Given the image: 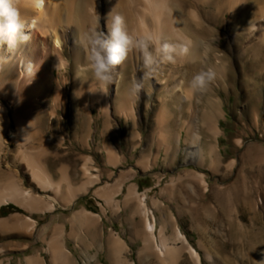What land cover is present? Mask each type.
Segmentation results:
<instances>
[{"label": "rangeland", "instance_id": "374dc122", "mask_svg": "<svg viewBox=\"0 0 264 264\" xmlns=\"http://www.w3.org/2000/svg\"><path fill=\"white\" fill-rule=\"evenodd\" d=\"M88 1L84 8H89L93 2ZM95 1L102 7L106 5V0ZM204 1L213 4L202 6L199 18L193 13L199 11L196 0H186L182 13L194 23L200 22L202 27L212 30L207 35L202 33L205 30L192 31L195 36L206 37V45L212 46L210 59L208 64H200L197 60L187 69L196 74L212 67L217 76L204 93H194L191 99L183 102V109L174 112L171 126L175 137L169 154L168 145L161 140L158 122L163 104L170 99L166 90L175 79H182V67L177 78H169L175 69L173 64H161L154 76L144 82L139 98L129 96L128 101L134 106L130 115L122 112L120 94L142 76L143 67L137 69V64L128 65L124 70L120 91L117 80L108 87V108L99 99L93 100L90 94L87 102L84 100L86 94L82 88L92 73L86 70V75L81 74L77 79L75 49L83 45L86 55L84 35L92 28L107 32L111 12L94 15L88 12V19L82 25L81 10L80 16L74 19L75 25L63 28L65 51L62 58L69 63L66 96L61 100V107L55 109V90L44 98L41 95L40 103L47 108L39 117L42 138L32 139L27 144L19 141V123L34 121L38 112L25 108L18 113L10 99L4 100L10 110L8 122L0 126V187L6 185L9 176H14L23 188H32L36 195H45L33 187L21 162L24 152L29 153L31 146L42 151L47 143L46 156L56 179L61 177V170L67 168L73 184L79 186L88 179L83 170L85 164L94 174L100 175V180L88 192L82 193L71 205L59 203L53 212L34 213L13 203L4 206L0 217L19 213L37 221L34 229L0 231V248L3 249L0 260L4 264H27L30 255H39L44 264H53L48 239L54 233L52 224L60 220L67 224L62 242L72 251L71 257L76 264H85L89 259L92 260L90 264H114L109 246L111 234L126 240L129 246L126 255L131 262L161 264L156 256L142 253L144 221L140 214H135V203L130 206L126 203L129 188L134 184L141 192H147L159 229L161 222L167 223L171 234L179 225L199 250L202 251V244H213L225 261L254 264L252 254L264 246V46L256 44L264 34V22L259 20L256 29L247 24L237 25L242 30L239 36L229 29V11L220 10L221 7L227 9L226 0L220 4L216 0ZM245 3L252 9L260 7L256 0H243L241 9ZM213 15L218 19L216 23L211 21ZM67 17L68 13L64 12L61 22L66 23ZM149 19L153 24L151 16ZM135 52L134 58H138L139 51ZM59 75L57 70L56 80ZM185 80L184 90L189 92L191 76ZM157 81L162 83L159 85ZM171 102L177 106L173 99ZM209 105H214L216 111L213 119ZM195 133L206 153V160L199 163L187 158ZM110 145H115L121 156L117 165L108 163L106 148ZM198 172L205 174L208 188ZM119 177L123 178L124 187L117 197V209L96 191L105 186L114 189ZM12 205L23 211L13 210ZM84 208L101 215L97 240L93 233L90 234L87 223H73L75 211ZM74 230L76 237L72 236ZM192 263L186 253L183 264ZM205 264L212 263L205 260Z\"/></svg>", "mask_w": 264, "mask_h": 264}, {"label": "bare ground", "instance_id": "6f19581e", "mask_svg": "<svg viewBox=\"0 0 264 264\" xmlns=\"http://www.w3.org/2000/svg\"><path fill=\"white\" fill-rule=\"evenodd\" d=\"M88 0H45V5L42 9H35L32 7L31 0H18V8L22 15L27 19H35V24L31 32V39L26 44L21 45L15 54H11L7 63L0 64V126L7 123L9 118L10 106L6 105L5 99H10L12 106L16 108V112L20 113L25 108H31L37 111V119L29 123L20 124L19 141H23L26 144L32 139L42 138L43 130L40 126L39 117L47 110L45 104L40 103V100L45 96H49L52 90H55V104L53 108L61 107V100L66 96V82L68 77L66 71L68 62L63 59L65 51V43L63 36V28L69 25H75L74 19L79 17L81 10L83 15L80 19L82 25H84L88 19V12L92 15L102 14L104 11H115L125 17L127 28L130 33H152L159 35L162 40L169 43H180L187 40L191 41L188 55L182 60L173 65L175 69L169 74V78H177L176 75L182 73V79H175L174 84H170V88L167 91L166 102L162 106L160 111L158 129L161 131V140L168 145L167 154L172 150V142L174 141L175 132L172 130V120L174 112L178 109H183V102L187 99H191L194 93L189 89V92L185 91V84L187 76L192 77L194 73H190L187 66L193 67L196 61H200V64H206L210 59L211 45H206L203 35L195 36L192 31H201L204 35L211 33V29L208 27H202V24L194 23L186 15L182 13L183 6H186V0H106V5L103 7L95 3L93 0L91 6L85 7V2ZM199 5V11H193L194 15L199 18V13L210 3L204 0H196ZM218 3H222L223 0H216ZM89 2V1H88ZM260 6L257 9L249 4H244V8H240L243 4V0H226L227 9L221 7L220 10L229 11L228 22L232 33L241 36L242 30L238 28L244 27L246 24L254 29L257 27L258 21L264 22V0H256ZM104 4V3H103ZM190 4V1H189ZM188 4V6H189ZM213 3L210 5L212 6ZM249 6V7H248ZM220 8V6H219ZM102 9V11H101ZM90 10V11H89ZM221 11V12H223ZM259 11V12H257ZM67 12L68 17L66 23L61 22L63 13ZM259 15V16H258ZM150 16L153 19V24L150 22ZM108 17V16H107ZM143 21V27L140 25V21ZM218 19L213 15L211 21L216 23ZM64 24L60 27L61 24ZM239 25L240 27H238ZM201 26V27H200ZM76 32V28L74 34ZM78 34V32H77ZM76 34V35H77ZM255 44V43H254ZM256 44L264 46V34ZM253 45V44H252ZM152 51H154V45H152ZM6 53L5 49H0ZM136 49L129 52L126 61L117 68V81L119 90V83L121 76L128 65L137 64L138 67L142 66L141 53L139 52L138 58H134ZM75 62L78 65L79 77L86 75L87 60L84 54L83 45H79L75 49ZM53 56V58H52ZM55 56V57H54ZM28 65L27 68L25 64ZM209 63V62H208ZM207 63V64H208ZM187 64V65H186ZM59 70L60 75L56 80V71ZM164 68H160V72L163 73ZM90 80H88L82 88L86 97L84 100L87 102V95L90 94L94 99H99L105 108H108L110 102L107 98V94L97 91L95 87L89 88ZM183 82V83H181ZM161 81H157V84H161ZM164 83V82H163ZM108 90V89H107ZM97 91V92H96ZM120 91V90H119ZM118 91V92H119ZM81 92V90H80ZM41 95L43 96L41 98ZM129 86L120 94L122 112L123 114L130 115L134 112V106L129 102ZM4 98V99H3ZM177 104L175 107L171 100ZM89 105V104H88ZM211 109L210 118L216 116L214 105H209ZM194 120V119H193ZM185 123V122H184ZM192 126V123L190 124ZM47 143L46 147L40 151L37 147H30L29 153L24 152L23 160L21 162L23 168L27 170L30 176V182L33 187L44 192L36 195L34 189L23 188L16 180L14 176H9L4 187H0V210L2 207L9 204H17L20 207L34 213L53 212L58 204L71 205L74 201L84 192H88L89 188L95 185L100 180V175L94 174L88 164L83 166L85 175L88 179L75 186L73 180L69 175L67 168L61 170V177L56 179L51 172L48 158ZM29 148V147H28ZM23 149V148H21ZM27 150V149H26ZM215 148L212 149L214 152ZM23 152V150H21ZM106 151L108 153L109 165H117L121 159L120 154L117 151L115 145L107 146ZM45 152V153H43ZM43 154V158L39 155ZM187 158L192 162H203L206 160V153L202 145L198 142V135H194L190 147L188 148ZM202 182L209 187V183L205 178V174L198 172L197 174ZM117 184L114 189L109 186L102 187L96 191V193L103 197L108 204H115L119 209L118 195L123 190L124 181L122 177L117 179ZM52 193V194H48ZM135 203V214H140L144 221V246L142 253L152 254L158 258L161 264H183L184 256L186 253L190 255L192 264H205V260L212 264H244L241 261L228 262L221 258L219 251L212 244L207 246L202 244V251L195 247L188 236L183 232L178 225L173 228L171 234L168 233L169 226L167 223L161 222L160 229L158 227V220L156 214L151 210L148 202L147 192H141L137 184H134L129 188L126 196V203L131 205ZM100 214L95 213L86 208L78 209L73 215L74 225L79 221H83L88 224V230L93 233L94 238H98L99 220ZM91 218V220H90ZM102 219V218H101ZM90 220V221H88ZM37 221L31 216H22L19 213L13 216L0 217V231L13 230L18 231L25 228L26 230L34 229ZM53 235L48 239V249L52 256L53 264H76L74 258L71 257L72 251L63 244L64 226L52 225ZM159 230V235H158ZM110 236V253L114 264H136L131 262L127 257L128 244L126 240L121 237L111 234ZM72 236L76 237V230L73 231ZM78 240V239H77ZM80 241V240H79ZM3 249L0 248V253ZM204 254H203V253ZM254 264H264V246L259 248L253 254ZM250 256V255H249ZM205 258V260H204ZM251 259V256H250ZM85 264H90L92 260H88ZM0 264H4L0 260ZM27 264H44L41 257L38 255H30L27 260Z\"/></svg>", "mask_w": 264, "mask_h": 264}, {"label": "clouds", "instance_id": "9594fccd", "mask_svg": "<svg viewBox=\"0 0 264 264\" xmlns=\"http://www.w3.org/2000/svg\"><path fill=\"white\" fill-rule=\"evenodd\" d=\"M32 7L39 10L45 5V0H31ZM18 0H0V64L7 63L11 54L31 39L35 19L22 17ZM107 32L92 28L83 39L86 41L87 70L92 77L89 88L107 94V89L117 80V68L122 65L133 49L141 53L143 74L133 80L129 87V95L139 98L144 89V82L150 80L161 64L175 65L189 53L191 41L169 43L159 35L152 33H130L125 17L121 14H109ZM143 27V21H140ZM154 45V51L150 47ZM29 64H25L27 68ZM216 71L212 67L201 69L189 82L193 93H204L215 81ZM79 79V73L77 74ZM183 83V82H181ZM96 91V92H97Z\"/></svg>", "mask_w": 264, "mask_h": 264}, {"label": "crops", "instance_id": "0c3cea01", "mask_svg": "<svg viewBox=\"0 0 264 264\" xmlns=\"http://www.w3.org/2000/svg\"><path fill=\"white\" fill-rule=\"evenodd\" d=\"M139 187V186H138ZM87 209V208H86ZM66 221H64V222H62L61 220L60 221H58L57 223L55 222V223H53L52 225H58V226H64V228H67V224L65 223Z\"/></svg>", "mask_w": 264, "mask_h": 264}, {"label": "trees", "instance_id": "16d2710c", "mask_svg": "<svg viewBox=\"0 0 264 264\" xmlns=\"http://www.w3.org/2000/svg\"><path fill=\"white\" fill-rule=\"evenodd\" d=\"M9 205H11V204H9ZM10 208H12L13 210H14V208H15V209H17L18 211H23V210H21L19 207L15 206V205H12V207H10ZM1 210L4 211V207H2Z\"/></svg>", "mask_w": 264, "mask_h": 264}]
</instances>
